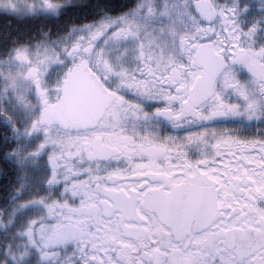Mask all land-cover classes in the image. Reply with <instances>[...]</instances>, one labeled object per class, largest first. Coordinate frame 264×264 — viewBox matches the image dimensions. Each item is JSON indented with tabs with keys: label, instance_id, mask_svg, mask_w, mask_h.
<instances>
[{
	"label": "snow or ice",
	"instance_id": "obj_1",
	"mask_svg": "<svg viewBox=\"0 0 264 264\" xmlns=\"http://www.w3.org/2000/svg\"><path fill=\"white\" fill-rule=\"evenodd\" d=\"M0 17V264H264V0Z\"/></svg>",
	"mask_w": 264,
	"mask_h": 264
},
{
	"label": "trees",
	"instance_id": "obj_2",
	"mask_svg": "<svg viewBox=\"0 0 264 264\" xmlns=\"http://www.w3.org/2000/svg\"><path fill=\"white\" fill-rule=\"evenodd\" d=\"M69 19H73V17H69ZM17 28V22L15 20L9 21L6 18L0 17V35H2L6 31L14 32Z\"/></svg>",
	"mask_w": 264,
	"mask_h": 264
},
{
	"label": "rangeland",
	"instance_id": "obj_3",
	"mask_svg": "<svg viewBox=\"0 0 264 264\" xmlns=\"http://www.w3.org/2000/svg\"><path fill=\"white\" fill-rule=\"evenodd\" d=\"M236 125L235 124H231V127H235Z\"/></svg>",
	"mask_w": 264,
	"mask_h": 264
},
{
	"label": "flooded vegetation",
	"instance_id": "obj_4",
	"mask_svg": "<svg viewBox=\"0 0 264 264\" xmlns=\"http://www.w3.org/2000/svg\"><path fill=\"white\" fill-rule=\"evenodd\" d=\"M231 124H232V123L229 124L230 127H231Z\"/></svg>",
	"mask_w": 264,
	"mask_h": 264
}]
</instances>
